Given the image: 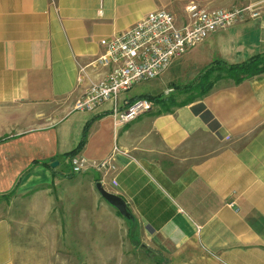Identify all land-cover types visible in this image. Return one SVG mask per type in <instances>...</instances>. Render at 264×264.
Masks as SVG:
<instances>
[{
	"label": "crops",
	"instance_id": "0c3cea01",
	"mask_svg": "<svg viewBox=\"0 0 264 264\" xmlns=\"http://www.w3.org/2000/svg\"><path fill=\"white\" fill-rule=\"evenodd\" d=\"M237 2L257 5L259 16L247 15L175 59L156 78L166 84L165 94L129 96L132 87L122 95L128 102L173 96L176 106L163 112L152 105L116 125L107 107L82 113L74 104L109 71L93 63L103 52L100 41L160 10L162 0H0V197L15 190L13 196L42 199L45 186L72 180L53 177L48 164L68 162L63 155L92 121L77 155L109 159L115 171L82 173L90 178L88 193L101 199L100 182L122 198L149 261L264 264V74L238 85L219 80L193 100L174 89L195 82L215 60L230 65L264 54V0ZM105 203L107 216L85 205L82 220L54 222L53 236H30L25 230L33 223L18 220L10 200L0 198V264H130L126 222L114 220L109 209H116ZM26 211L45 228L43 205ZM50 244L53 249L44 247Z\"/></svg>",
	"mask_w": 264,
	"mask_h": 264
},
{
	"label": "built area",
	"instance_id": "2783aa9c",
	"mask_svg": "<svg viewBox=\"0 0 264 264\" xmlns=\"http://www.w3.org/2000/svg\"><path fill=\"white\" fill-rule=\"evenodd\" d=\"M256 6L209 10L191 3L185 7L182 24L169 12L158 10L147 14L122 33L101 40L103 52L93 63L109 68V71L102 79L85 88L73 110L94 113L107 107L116 125H125L137 119L147 113L153 104L144 98L130 103L122 98L124 93L135 85L161 76L175 59L201 44L211 34L243 21L247 15L257 18L259 12ZM69 166L73 174L89 170L99 173L115 171V165L109 159L88 162L78 155L70 160Z\"/></svg>",
	"mask_w": 264,
	"mask_h": 264
},
{
	"label": "rangeland",
	"instance_id": "374dc122",
	"mask_svg": "<svg viewBox=\"0 0 264 264\" xmlns=\"http://www.w3.org/2000/svg\"><path fill=\"white\" fill-rule=\"evenodd\" d=\"M162 2L163 4L159 5V9L169 12L175 17V19L179 24H182L185 18V14H184L185 7L190 2L195 3V0H162ZM199 6L209 10L243 7V5L239 4L237 0H206L204 3L199 4ZM186 81H189V79ZM186 81L183 83H186ZM164 85L166 84L163 81H160L159 79L150 80L135 85L132 88V90L128 93V95L130 96L133 93L165 94ZM179 94H185V93H179ZM193 95H195V93H191L189 96H193ZM156 110L161 111L160 108H157ZM58 163H59L58 167L60 170L69 171L68 162L61 160ZM88 174H91L93 176L96 175L92 171H90ZM89 182H90V178L80 174L79 176L77 175V177L72 180H63L58 184L52 183L49 186H45L44 189L46 190L47 196L42 199L33 200L30 197L26 198L22 196L20 197V196L12 195L8 200H10L11 203L10 207H12L14 211V215L18 220H25V222L33 223V227L26 229L25 233H29L30 236H33L45 232L47 236L50 235L53 236L54 230L52 226L54 222L57 221H61L64 223L69 222L73 217H78L79 220H82L85 216V210H84L85 205H97L98 207L96 209L97 210L96 212H102L101 206H105L104 205L105 201L102 198L101 199L97 197L94 198L88 193ZM39 200H41L42 204L39 203ZM38 205H43V208L48 211V214L46 216L47 225L45 226V228L42 227L41 229L39 228L38 225V222L41 220V218H39L37 215H33V213L30 214L28 211H26L27 207L31 208V207H36ZM76 207L82 208L81 211H79L78 208H77L78 211H76ZM109 210L111 213V217L114 220L120 222L125 221L121 215H117L116 210L115 211L113 209H109ZM102 213L105 216H107L105 212ZM42 220L44 219L42 218ZM124 225L126 231H128L127 224L125 223ZM63 227H65V224L63 225ZM64 230L65 229H63V231ZM21 232L22 230H19V233ZM138 235H139V230H138ZM37 247L39 248L40 246L37 245ZM44 247L53 249V244L45 245ZM129 255L132 256V261L130 262V264H153V261H149L144 255V252L140 251L139 246L138 248H134L130 241L129 244L127 242V256Z\"/></svg>",
	"mask_w": 264,
	"mask_h": 264
},
{
	"label": "trees",
	"instance_id": "16d2710c",
	"mask_svg": "<svg viewBox=\"0 0 264 264\" xmlns=\"http://www.w3.org/2000/svg\"><path fill=\"white\" fill-rule=\"evenodd\" d=\"M261 74H264V54L254 55L248 58L244 62L238 64H230V65L226 64L223 61L215 60L202 70V72L200 73V75L198 76L195 82L186 85H178L175 86L174 88L175 91H179V93H185V94L195 93V95L190 96L187 99V100H193L195 98L203 97L204 95H206L213 88V85L219 80L222 79L232 80L235 85H238L249 78ZM143 98L147 99L153 105L160 106L161 111L163 112H166L171 107L176 106V102L174 101L173 97H164L163 95H141L132 98L129 102L131 103L137 99H143ZM196 109H197V113L203 111L202 106H198L196 107ZM203 117L207 121H209L211 118L208 112H204ZM91 123L92 121H89L85 124L81 134V138L75 149L63 155V158L66 159L68 163L85 146ZM214 125L216 124L213 123V126ZM48 166L50 167L51 165L48 164ZM50 170L52 172L53 177H61L64 179H73L75 177V174H73L70 171L69 165H68L69 171H65V170L57 171V168H51ZM14 194H15V190H13L7 195L1 196L0 198L8 201V199ZM128 214H129L128 218L123 217L128 226V238L132 246L134 248H138L140 244L139 235H138V226L134 217L129 211ZM118 215L120 214L118 213Z\"/></svg>",
	"mask_w": 264,
	"mask_h": 264
},
{
	"label": "water",
	"instance_id": "95a60500",
	"mask_svg": "<svg viewBox=\"0 0 264 264\" xmlns=\"http://www.w3.org/2000/svg\"><path fill=\"white\" fill-rule=\"evenodd\" d=\"M58 162L51 163V168L58 167ZM95 188L98 192V194L101 196L103 200H105L110 206L116 209V211L124 218H128L129 214L127 211V207L125 202L117 195H114L108 191H106L100 182H97L95 184Z\"/></svg>",
	"mask_w": 264,
	"mask_h": 264
}]
</instances>
